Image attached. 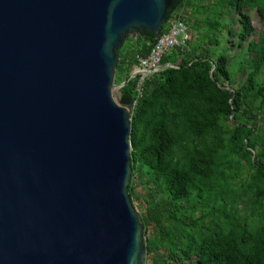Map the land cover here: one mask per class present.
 <instances>
[{"label":"water","instance_id":"water-1","mask_svg":"<svg viewBox=\"0 0 264 264\" xmlns=\"http://www.w3.org/2000/svg\"><path fill=\"white\" fill-rule=\"evenodd\" d=\"M170 6L0 0V264H143L114 75L123 40L158 38Z\"/></svg>","mask_w":264,"mask_h":264},{"label":"trees","instance_id":"trees-1","mask_svg":"<svg viewBox=\"0 0 264 264\" xmlns=\"http://www.w3.org/2000/svg\"><path fill=\"white\" fill-rule=\"evenodd\" d=\"M211 1L215 13L224 8L236 12L239 45L254 31L244 10L256 11L264 22V0ZM202 4L171 0L160 34L174 16L183 21L186 10L193 19ZM208 26L219 31L217 21ZM156 40L141 34L123 40L114 75L117 86L128 80L118 99L132 100L130 200L136 198L131 188L135 172L153 187L139 215L144 229L158 230L146 254L152 255L160 243L166 253L162 264H264V81L258 82L264 68V28L248 43L253 57L239 87L231 80L224 54L212 59L193 48L175 49L161 62L174 67L145 77L139 93L140 77L129 75ZM241 163L250 172L237 182ZM158 193L165 198L157 200ZM165 221L169 224L163 225Z\"/></svg>","mask_w":264,"mask_h":264},{"label":"rangeland","instance_id":"rangeland-1","mask_svg":"<svg viewBox=\"0 0 264 264\" xmlns=\"http://www.w3.org/2000/svg\"><path fill=\"white\" fill-rule=\"evenodd\" d=\"M212 4L213 2L211 0H203L202 7H200L196 14L193 15V19L190 18V10H186L184 14H182L183 22L187 26L191 35V40L185 44L183 49L188 50L193 48L195 53H205L212 59H214L218 53L224 54L228 59V70L230 72L231 80L234 83V86L239 87L244 82L248 72V69L246 68L247 61L253 57V54L247 48L248 43L251 40L254 41L257 39L258 34L264 28V22L259 19L256 11L244 10L251 19L254 31L250 38L245 40L242 45H239L238 33L241 32V28L238 24V16L236 12L233 8H224L217 9L218 12L215 13L213 11L214 8H211ZM215 21L219 23V31H213L212 28H209L208 26L209 23ZM195 26H197V28ZM210 40H214L215 44H210ZM263 81L264 68L261 75L258 77V82ZM116 97H118L117 91ZM249 172V167L245 163H241L236 181L244 182L247 179ZM131 188L134 197H136L134 201L131 202L135 211L140 215L144 209H146L143 202L148 200V195L149 193H152L153 187L146 182L143 176H139L138 173L135 172L131 179ZM160 198L165 197H162L160 193H158L156 199L159 200ZM237 205L240 209V215H244L245 212L240 200H237ZM168 224L169 221H165L163 225ZM157 233L158 230L155 227L153 228L149 226L147 229H144L143 227L142 240L145 245V250L149 241L157 240ZM165 254L163 246L158 243L152 255L148 256L145 252L143 264H162V258Z\"/></svg>","mask_w":264,"mask_h":264},{"label":"built area","instance_id":"built-area-1","mask_svg":"<svg viewBox=\"0 0 264 264\" xmlns=\"http://www.w3.org/2000/svg\"><path fill=\"white\" fill-rule=\"evenodd\" d=\"M191 40L190 32L185 23L174 16L167 24L165 33H161L153 45L150 53L144 58H138V65L133 69L139 76L138 91H142V82L145 77L157 73L162 66V59L172 50L183 49ZM151 72V73H150Z\"/></svg>","mask_w":264,"mask_h":264}]
</instances>
